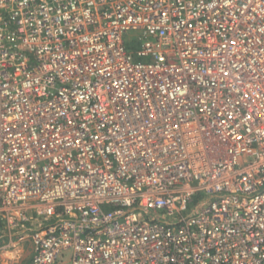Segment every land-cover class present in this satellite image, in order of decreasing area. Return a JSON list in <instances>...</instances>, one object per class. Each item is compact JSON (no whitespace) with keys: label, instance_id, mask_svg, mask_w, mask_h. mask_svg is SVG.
<instances>
[{"label":"built area","instance_id":"built-area-1","mask_svg":"<svg viewBox=\"0 0 264 264\" xmlns=\"http://www.w3.org/2000/svg\"><path fill=\"white\" fill-rule=\"evenodd\" d=\"M26 248L264 264V0H0V257Z\"/></svg>","mask_w":264,"mask_h":264},{"label":"rangeland","instance_id":"rangeland-1","mask_svg":"<svg viewBox=\"0 0 264 264\" xmlns=\"http://www.w3.org/2000/svg\"><path fill=\"white\" fill-rule=\"evenodd\" d=\"M29 249L26 248L24 251L18 252V253H7L4 256L0 257V264H26L27 261L29 260ZM63 256L62 258H58V263L57 264H62L61 261L64 264H70L69 259H70V252L69 251H64L61 252L60 254Z\"/></svg>","mask_w":264,"mask_h":264}]
</instances>
